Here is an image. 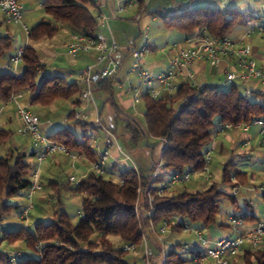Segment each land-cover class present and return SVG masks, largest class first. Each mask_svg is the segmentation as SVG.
<instances>
[{"label": "trees", "instance_id": "16d2710c", "mask_svg": "<svg viewBox=\"0 0 264 264\" xmlns=\"http://www.w3.org/2000/svg\"><path fill=\"white\" fill-rule=\"evenodd\" d=\"M41 6L47 17L29 28L30 40L51 38L61 28L69 30L71 34L87 37L97 34L99 24L93 0H42ZM155 14L162 18L167 27L189 35L204 31L206 35L228 36L236 25H247L254 19V16H246L232 9L205 7L181 9L171 14L155 11ZM11 49L10 35L0 33V59L8 56ZM22 64L21 75L0 72L1 99L27 90L30 104L47 106L59 98L72 100L76 106L79 104L82 90L76 81L44 77L37 82L43 64L33 46L24 48ZM142 101L146 136L166 141L161 155V172L157 177L159 183L166 174L202 168L204 148L215 135L217 124H247L258 118L264 121V105L243 94L235 83L227 89L182 83L173 95L153 98L144 93ZM74 112L75 109H72L67 114V120L80 128V137L64 127L48 135V138L83 155L88 161H94L96 150L88 132L98 128L91 122L75 120ZM110 129L115 131L114 128ZM130 130L132 140L143 137L136 126L131 125ZM10 136V131L0 129V145L9 142ZM24 158L22 152L12 149L0 157V195L9 198L32 185V165ZM156 164L149 170L150 173ZM235 165L231 159L224 164L223 186L233 188L246 182L244 172L230 170ZM104 175L89 172L71 187L81 197L82 215L77 221H71L64 211H60L57 219L37 221L32 230L22 225L12 231H2V239L10 243L22 241L37 256H23L11 261L10 253L0 251V264H129L126 260L128 252L122 246L125 243L140 245L144 227L149 221L155 225L168 222L171 230L176 232H181L184 226L207 228L216 224L220 200H233V196L214 181L201 191L182 190L172 194H168V191L159 194V186H156L151 190V205L143 195L140 215L136 216L134 204L137 188L139 184L147 185L150 174L145 175L140 170L138 177L133 170H129L119 173V181ZM16 208L18 206L2 203L0 211L10 212ZM240 215L248 222L259 219L254 214ZM95 234H98L96 240L92 239ZM111 237L118 239L119 244L114 245ZM39 244L38 249L36 245ZM241 258L243 264H264V251L245 246ZM184 263L185 259L177 251H169L166 256V264Z\"/></svg>", "mask_w": 264, "mask_h": 264}, {"label": "crops", "instance_id": "0c3cea01", "mask_svg": "<svg viewBox=\"0 0 264 264\" xmlns=\"http://www.w3.org/2000/svg\"><path fill=\"white\" fill-rule=\"evenodd\" d=\"M93 2L95 3L107 2L108 4L107 7L106 6L104 7V10L107 13L109 12V9L114 8V2L111 0L110 1L93 0ZM150 3H152V5L156 7L152 11H147L148 5ZM194 4H197V5L193 6ZM22 5H23V19L26 24L28 21L26 16L28 14L29 15L34 14V17L30 19L31 21H33V25H35L37 22L44 19V17L35 15L37 11H39L40 9L41 10L43 9L40 1L23 0ZM190 5H192L193 7H189ZM196 7L219 8L222 10L232 9L234 11H238L242 14H245L246 16L247 15L256 16V15H260L264 13V0H148L144 10H141L142 2L141 3L137 2V3H134L132 6H128L124 11L115 12L116 14L115 18L110 19L109 23L114 24L116 35H114L111 30H108L106 27H102V26H98L97 33H101L105 35L107 37L108 42H110L111 40L110 35H112L113 39L116 41L118 45L127 46V43L124 41L125 39H123L122 35L120 34L121 32H124L125 34L128 33L127 31H124L126 29L125 23L127 22L125 20H122V17H120V15H125L126 17L130 16L132 19H134V17L137 14H140V17L138 18L139 24L142 29L148 30L151 23L157 21V18L159 17L158 15L155 14V11H159L161 14H165V13L171 14V13H177L181 9H190V8H196ZM134 20H137V19H134ZM12 25L14 24H10L5 21L3 15L0 12V33L10 35V32L13 31ZM164 27L169 28L165 24H164ZM237 27H242V30H238L234 32L233 34H231ZM245 28H246L245 24H238L230 31L228 36L235 42V45L237 48L238 47H248L250 57H252L255 60L257 66L264 65V37L258 36V35L246 36ZM169 29H173L175 31L182 33V37L179 43L177 42L171 43L169 48L161 47L157 51V46L155 45V43L151 42L148 39V45L150 48V52L148 53L147 56H144L143 66L147 68L153 75H157L158 73L164 71L168 67L170 58L174 55V53L178 49L185 48L188 46V43L185 41V39L188 36H190L189 34L179 31L175 28H169ZM140 33L141 32H139V34ZM199 34H205V32L203 31ZM70 35H71V32L65 28L59 29L51 38H42L38 41H32L29 38L26 39L22 31L21 33H17L13 37L10 35L12 39V49L10 50V53L8 56L3 57V58H6L7 63L5 60H1L3 58L0 59V72L9 71V72L15 73L10 63V57L14 54L18 46L26 43V46L27 45L33 46V48L36 51V55L38 59L40 60L41 64H43L42 68L39 71L37 82H41V80L44 77H61V78H64L67 82L76 81L80 89L83 90L85 86L83 82L81 81V79L78 78L79 73L77 71L92 64L95 61L96 53L94 51H91L89 53L77 54L76 56H71L68 50V41H69ZM112 57L115 60L117 67H118V71L115 77L113 79H102L96 84V86L93 88L92 101H84L79 97L80 102L76 106L75 104L72 103V100H71L70 101V104L72 105L71 108L72 109H75V108L83 109L87 115V119L85 121H88L94 124V120L96 118H100L102 122H104L108 127L114 128L116 132L119 130V124L121 123L127 131L125 134L126 140L132 142L134 145L133 148H131L129 152L131 153V156H133L132 158L136 166L139 168V170L144 172L145 175H149L150 174L149 170L152 168L154 163L157 162L160 158V155H159L160 142L158 139H155L150 136H146L145 122L142 124L137 119V115L139 116L141 115L139 106L141 104L143 105V101L141 99L139 103L134 104L131 93L127 91L126 87L128 83L137 84V80L135 76L127 73V68L129 64L131 63L130 55L127 54L123 50H119L115 52ZM226 66H228V62L226 59L221 60L219 67H212L210 66L209 62L202 60V59H197L193 65L195 85L197 87H202L204 85H213V86L218 87L217 83H213L215 81L214 79H216L217 77L222 78L224 76L222 70ZM22 72H23V64L21 62L18 65L17 71L15 74L21 75ZM235 84L238 85L240 91L242 92L243 85L240 83H235ZM246 86H248L254 91V93L249 96L253 97L256 100H259L260 92H261L259 85L256 84L253 80H249L246 83ZM155 87L159 88L161 87V84L156 82ZM173 94L174 93L172 92L164 91L162 96L168 97ZM29 99H30V93L27 90L26 91L24 90L21 103L24 106H26L28 110H30L31 112H33L34 114L38 116L40 123H41V128L44 132L51 130V132L49 131L47 132V135H51L52 133H55L59 129L65 127L62 125V123L68 121L67 115L64 120H60V121L53 119L52 117L58 111V109H60V107L57 104L53 102L47 106H41L38 104L34 105V104H30ZM131 125L136 126L138 129L142 131L143 133L142 138L132 140V132L130 130ZM253 126H256V125H250L246 132L236 127L231 128L229 130L222 131V130H219L220 124H218L216 126L217 131L209 144L211 151L219 150V152H223L224 143H228L231 145L232 154H234L233 150L235 148H238V147L240 148V146L248 147L251 156H253L255 160L262 159L264 161V153L257 151L253 147L255 143V139L259 138L257 126H256L257 131L255 130L256 138H254V134H251L250 130L253 128ZM17 127H18V120L16 116L15 104L12 102L4 104L3 99L0 98V129H4V130L11 132L9 142L5 144L9 145L8 149L22 152L25 155L24 160L32 165V163L30 162V159H31V156L37 159L36 150L31 145V141L29 138L17 133ZM45 129H47V131ZM90 135L91 136L96 135L101 144V140L103 136L102 132H100L97 129L96 131H91ZM24 138H25V141L23 140ZM150 141H153V142H150ZM246 141L248 143L244 145ZM26 143H30L32 147V150L29 154H27L26 152V148H27ZM244 153H245L244 151H239L235 155H232L228 160L230 159L233 160L235 164L237 163L236 161H243L245 159ZM116 155L117 154L115 150H112V156H116ZM45 160L48 162L50 169L58 167L60 163H66L68 165L67 176H69L70 174H73L76 177L82 178L88 174L87 172L88 160L86 157H83V155L81 159H78L75 161L73 168L70 166V162H71L70 159L66 158L63 154H60V153L55 154L53 157L47 158ZM34 166L37 168L38 162L37 164L33 163L32 167ZM35 169H33V172ZM40 173L41 171H40V165H39V181L41 184ZM106 175H107L106 178H110L113 181L119 180V174L115 171L113 166L111 167V163H110V167ZM167 175L168 174H166L165 177ZM246 177H247V174L245 178ZM50 185L55 190H57L58 184L55 181H50ZM60 186L62 187L64 186V184ZM208 187L209 185L204 189H207ZM262 187H264V183L260 184L258 187H254V191H256V193L258 194L260 193L261 195V198H258V196L257 198H255L256 203L262 202V201L264 203V196H263L264 190L262 189ZM41 188H42V185H41ZM222 189L225 192H227L229 195L233 196V199H234L239 188L236 187V190L234 191L232 190V188L228 186H223ZM183 190H186V189H183ZM245 190L246 192L252 191V188L250 187L249 190L248 189H245ZM80 202L81 200H79V203ZM253 204H255L254 201H252V199H249V201L246 203L247 205L246 209L242 210L241 213L254 214L258 218H264V208L262 209V213H260L261 212L260 209L253 208ZM24 207L25 206H22L21 208H16V210L13 209L12 211H10V215H12V217L14 218H20V212L22 211ZM40 220L42 219H39L38 221ZM28 224H29V220H27V222L25 223L26 227ZM160 228H161V225H155V224H153V227H151L149 224H147L144 227V232L147 237L148 247H150L149 261H147L142 256V253H141L142 245H140L137 251L134 252L135 258L142 259L144 264H166V256L169 253V251H172V250L177 251L174 248L169 249V251H167L165 249V244H166V239L168 240L172 234L179 233V232L171 230V228L169 227V230L167 231V233L170 236L165 238V235H166L165 233L161 236L160 238L161 240H159L158 235H160L159 234ZM207 228H209L211 231L206 236H204L202 232V229H205L204 227H195V231L199 230L201 234L205 238H207L210 243L214 242L219 237L235 235V233H232L227 223L226 225H224L223 223H218L216 221L215 225L207 227ZM196 236H197V233H196ZM197 241H198V236H197ZM22 246H23L22 249H17L16 251L21 252L23 256H28V257L37 256L34 254L33 251L28 249L24 244ZM243 248H245V246ZM197 249H198V246L195 249H193L192 245H190L188 252L189 254L193 255V251ZM242 252L232 259L231 264H243L242 258H241ZM177 253L179 254L178 251ZM180 254L185 259L184 264L186 263L193 264L191 260L192 257L185 258L181 252ZM133 263L136 264L135 259L133 260Z\"/></svg>", "mask_w": 264, "mask_h": 264}, {"label": "built area", "instance_id": "2783aa9c", "mask_svg": "<svg viewBox=\"0 0 264 264\" xmlns=\"http://www.w3.org/2000/svg\"><path fill=\"white\" fill-rule=\"evenodd\" d=\"M40 1V0H37ZM110 1V0H108ZM114 2V8L109 9L107 13L104 7H107V2L95 3L94 6L97 13L99 26L109 29L110 19L115 17V12L124 11L128 6L137 3V0H111ZM148 0H142V8L145 9ZM23 0H0V12L5 21L10 24L19 25L22 33L26 39L29 37V27L23 19ZM109 8V6H108ZM140 14H137L134 19H138ZM245 35H258L264 37V13L254 16L245 28ZM111 40L108 42L107 37L101 33L95 34L93 37H87L83 34L73 33L70 35L68 41V50L71 56L77 54H84L94 51L96 53L95 61L83 68L78 78L84 84V89L81 92V99L84 101H92L93 88L96 84L104 79L116 75L118 71L117 64L113 59V54L119 50L125 51L131 57V63L127 68V73L135 76L137 84L128 83L127 91L131 93L134 104H137L142 99V94H148L153 98H159L164 91L175 93L182 83H188L191 86L195 85V76L193 71L194 62L197 59H202L209 62L212 67H219L222 59H226L228 66L222 72L225 80L229 83H240L243 85V94L251 95L254 91L246 86L249 80H253L259 85L261 90L258 102L264 105V65H256L255 60L250 57L248 47H236L235 42L229 36H214L206 34H193L188 36L185 41L188 46L178 49L170 58L168 67L153 75L147 68L143 66V56L150 52L148 45V38L143 35L144 43L140 49H136L134 45L120 46L110 35ZM26 43L18 46L14 54L10 57V63L13 71L16 73L18 65L22 62V56ZM103 64V66H102ZM161 84V87H155V83ZM23 91L11 94L4 99V104L12 102L16 106V116L18 120L17 133L26 136L30 139L31 145L36 150L38 167L32 174V185L28 189V205H26L20 212V218L27 222V215L33 208L31 203L32 195L36 191L41 190L39 181V165L47 158L53 157L55 154H63L70 159V166L73 168L75 161L81 159L82 155L70 150L63 144L53 142L40 130V120L36 114L28 110L26 106L21 103ZM74 119L77 121H85L87 115L83 109L75 110ZM95 126L102 132L101 144L96 135L91 136V143L96 150V159L88 161L87 172L96 175H104L107 173L110 163L111 167L119 173L133 170L139 177L140 170L136 166L132 156L125 152L117 141L116 131L108 128L100 118L94 120ZM250 125L258 127L259 145L264 148V121L260 118L255 119L247 124H224L220 125L219 130H229L231 128L242 129L246 132ZM160 142V158L156 166L150 173V178L147 185L139 184L137 188V196L134 204V213L136 216L140 215V205L142 196L145 195L147 203L151 205L152 188L159 186V194L165 191H170L174 186L187 184L193 175H198L203 181H211L212 174L210 172L209 164L211 161V149H206L203 153L204 164L198 170H184L183 172H172L167 175L168 179L158 185L157 177L161 172V155L165 146V139H158ZM248 142L246 141L244 145ZM112 150H115L116 156H112ZM84 157V156H83ZM81 178L73 174L68 176V181L72 184H77ZM119 181V180H118ZM264 190V187H262ZM236 190V187H233ZM81 211L79 216H81ZM149 225L153 227V223L149 221ZM228 226L233 236H223L217 238L210 243L199 230H196L198 236V249L194 250L192 255L193 264H231L232 259L239 255L244 246L250 249L264 251V218H259L255 222L245 221L242 216L230 215L228 217ZM26 227V226H25ZM170 224L163 222L159 229V240L162 234L169 230ZM189 227L184 226L182 230H187ZM141 253L142 256L149 261L150 250L148 247L147 237L144 233L142 235ZM135 243H125L122 248L126 252H136L138 247ZM40 248V244L36 245ZM23 254L19 251L10 253V260L22 258Z\"/></svg>", "mask_w": 264, "mask_h": 264}, {"label": "rangeland", "instance_id": "374dc122", "mask_svg": "<svg viewBox=\"0 0 264 264\" xmlns=\"http://www.w3.org/2000/svg\"><path fill=\"white\" fill-rule=\"evenodd\" d=\"M42 0H40L41 2ZM113 3V2H112ZM219 4V3H218ZM186 5V4H185ZM197 4H194L193 6H196ZM190 5L189 7H193ZM154 7V8H153ZM156 6L152 5L150 3L148 5L147 11H152L155 9ZM188 7V6H187ZM164 13V12H162ZM36 16H41L46 18L43 9L37 11L35 13ZM27 25L28 27H32L33 21L30 19L34 17V14H28L27 16ZM122 17V20H125L126 29L124 31H127L128 33L119 32L124 41L127 43V45H134L136 49H140L141 46L144 43L143 35L146 34L147 38L154 42L157 46V51L161 47L169 48L171 43L180 42V39L182 37V33L175 31L173 29H169L164 27L163 21L160 17L157 18V21L152 22L149 29L145 30L142 29L139 20H134L130 16L120 15ZM115 18V17H114ZM13 31L10 32V35L13 37L17 33H21V27L19 25H12ZM110 30L114 35H116V30L114 28L113 23H109ZM242 30V27H237L231 34L234 32ZM139 32H141L139 34ZM133 35V36H132ZM232 36V35H230ZM116 37V36H115ZM148 53H145L144 56H147ZM143 56V59H144ZM142 59V61H143ZM1 60H5L7 63L6 58H3ZM82 70V69H81ZM81 70H78L79 73ZM215 81L213 83H217L218 88L220 89H227L231 83L227 82L225 80V76L217 77L214 79ZM251 97V96H250ZM253 98V97H251ZM71 100L68 99H56L54 101L55 104H57L60 109L52 116L53 119L56 120H64L66 115L69 113V111L72 109V105L70 104ZM141 115H137V119L143 124L144 123V117H143V111L144 106L141 104L139 106ZM75 110H79V108H75ZM55 120V121H56ZM214 121L217 123V118L214 119ZM63 126L66 128L72 130L73 134L76 137H80V128L78 126L72 125V122L67 121L62 123ZM218 125V124H217ZM253 129V130H252ZM250 130L251 134H254L257 131V127L253 126ZM40 130L42 133L47 135V132H51V130L45 129L47 132H44L40 126ZM256 130V131H255ZM126 129L123 127V125L119 124V130L116 132L117 141L119 142L121 148L129 153L131 148H133V143L126 140L125 134ZM91 131L88 132L90 134ZM19 136V135H18ZM257 136V135H256ZM215 139V138H214ZM25 141V138L23 139ZM221 140V139H220ZM153 142V141H150ZM259 144V138L255 139L254 148L257 151H260L264 153V148L261 147ZM27 148L26 152L29 154L32 150V147L30 143H26ZM9 148L8 144L0 145V157L4 156L7 149ZM206 149H210L209 145L204 148V151ZM239 151H244L245 153V159L243 161H236V165L233 168H230L233 172L235 170H238L240 172H245L247 174L246 182L244 184H239L237 187L239 188L237 191V194L233 200L231 199H221L219 203V211L216 217V221L218 223H223L226 225L228 224V217L230 215H239L241 214V211L246 209V203L249 201V199H252L255 204H253V208H259L260 213H262V209L264 208V203L258 202L256 203L255 198H261L260 193H256L254 191V187H258L260 184L264 183V161L262 159H254L253 156H251L249 152L248 147L240 146V148H235L233 150L234 154H232L231 151V145L228 143H224L223 152H219V150H213L211 151V161L209 164L210 172L212 174V180L209 181H203L200 179L198 175H193L191 180L185 184V185H177L174 186L170 191H168V194L176 193L178 191H182L183 189H186L188 191H200L204 188H206L208 185L211 184V182H215L217 184H220L219 186L223 188L222 179H223V167L224 164L228 161V159L232 156L238 153ZM133 157V156H132ZM236 160V159H234ZM30 162L34 164H37V159L33 158L31 156ZM35 167V166H34ZM32 167L33 169H35ZM48 162L45 160L40 164V177H41V185L42 188L40 191L34 192L32 195L31 203L33 205V208L29 211L27 215V220H29V224L27 225V228L32 230L34 224L39 220L42 219L46 222L57 219V215L60 211H64L68 217L71 219V221L75 222L79 219V212L81 211L80 208V195L74 193L71 190V187H73V184L68 183V165L66 163H60L58 167L50 169ZM252 176V177H251ZM104 177H107L105 174ZM168 177H165V180H167ZM241 179V178H240ZM234 180V179H233ZM242 180V179H241ZM50 181H55L58 184L57 190H55L51 185ZM64 184V186H60ZM67 184H69V187H67ZM158 185H161V183L158 182ZM241 185V186H240ZM252 188V191L246 192L245 189ZM233 190V188H232ZM241 190V191H240ZM260 192V191H259ZM28 190L24 189L19 191L17 194L6 198L4 195H0V208L2 203L4 204H11L13 206H18V208H21L22 206L28 205V197H27ZM14 208V207H13ZM16 210V209H15ZM3 211V210H2ZM0 211V251L12 253L15 252L17 249H22L24 242L22 241H16L14 243H10L7 239H2V231H12L18 228L19 226H22L24 224V221L20 218H14L12 215H10V212H2ZM26 226V225H25ZM211 230L209 228L202 229L203 235L206 236ZM163 235V234H162ZM170 236L167 232L165 235V238ZM98 238V234H95L92 236V239L96 240ZM159 238V237H158ZM114 245H118L119 241L116 238L111 237L110 238ZM178 244V245H176ZM25 245V244H24ZM192 245L193 249H195L198 246L197 236L195 233V227L191 226L187 230H182L179 233H174L171 235V237L167 240L165 244V249L169 251V249H176L179 253L181 252L185 258H191L192 254H189V246ZM150 250V247H149ZM37 255L36 253H34ZM136 260V264H144L142 259L135 258L134 252H128L126 253V260L129 262V264H133V260ZM191 264V263H186Z\"/></svg>", "mask_w": 264, "mask_h": 264}]
</instances>
